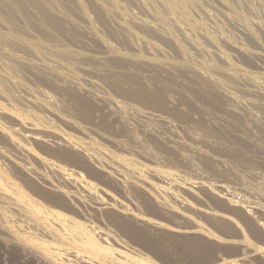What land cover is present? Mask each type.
Here are the masks:
<instances>
[{"label":"rangeland","instance_id":"1","mask_svg":"<svg viewBox=\"0 0 264 264\" xmlns=\"http://www.w3.org/2000/svg\"><path fill=\"white\" fill-rule=\"evenodd\" d=\"M33 1L0 0V264H83L58 210L92 264H264V0Z\"/></svg>","mask_w":264,"mask_h":264},{"label":"bare ground","instance_id":"2","mask_svg":"<svg viewBox=\"0 0 264 264\" xmlns=\"http://www.w3.org/2000/svg\"><path fill=\"white\" fill-rule=\"evenodd\" d=\"M27 2L29 4L37 6V3L34 2L33 0H27ZM52 22H53L52 25H54L55 28L60 27V25L58 26V24H59L58 22H56V21H52ZM238 51H242L241 48H238ZM241 53H244V52L242 51ZM133 96L135 99H137L140 102H142L143 104L147 105V107H151L153 109H157V108L162 109L164 107L162 98L158 94H151V93H147L146 91L140 90L136 93H133ZM32 132H31V134H27L26 136L31 137L32 139L36 138L37 141H44L40 137L34 136L32 134ZM73 152L76 153V151H73ZM76 154H78V156H79V153H76ZM81 157L84 158L83 156H81ZM134 188H137V185H134ZM50 190L55 191L53 189H50ZM86 191L88 192L89 196H91V193L88 190H86ZM54 193H58V194H53L51 196V198L57 200L58 203L63 202L64 196L68 197V194L64 193L63 191H57L56 190ZM61 200H62V202H61ZM101 204L102 203L100 201H97L98 206L95 208V210L99 211L98 213L102 214L105 212L106 214H110L111 218H112L111 220L113 221V225L115 227L120 229L122 233L131 235L133 237L132 240H133L134 244H138V245L143 244V234H141L143 232L138 231L140 229L137 230V228L135 227L136 224L142 226V224L144 223L143 219L138 218V217L133 218L131 216V214H129L128 209L126 207L122 208V210H121L122 212L119 211L120 213L118 214L117 212L114 211L115 208H113L114 204H116V202L114 204L109 203L108 205H103V206H101ZM59 206H60V204H59ZM56 214L58 217L61 218V221L67 222L70 224V226L72 228H77L78 230H80V232H81L80 236L81 237H79V239L81 240V242L83 244L92 245L91 249H87V248L82 247L83 249H85L84 251H86L87 253L82 254L80 251H78L77 253L74 254V257L76 259H78L79 262H81L83 264H92V262L94 260L93 259L94 255H96V254H109V252L107 251V248L105 246L98 244L97 239L93 236V234L89 230H87V227H86V225H84V223L77 221L76 219H73L71 217H68L66 214L62 213L59 210L57 211ZM134 219H135V221H134ZM258 226H260V228L264 229V224L260 223V224H258ZM150 227L152 229L157 230L158 228H160V224L159 225L157 223L151 224ZM138 228H139V226H138ZM105 256L107 258L109 257L108 255H105ZM236 262H237V260H232L230 262V264H235ZM216 264H228V263L220 262V263H216Z\"/></svg>","mask_w":264,"mask_h":264}]
</instances>
